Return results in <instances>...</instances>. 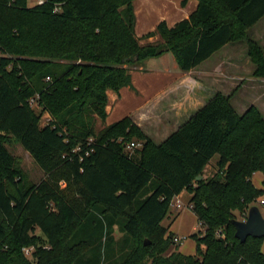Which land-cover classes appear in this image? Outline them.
I'll use <instances>...</instances> for the list:
<instances>
[{"label":"trees","instance_id":"16d2710c","mask_svg":"<svg viewBox=\"0 0 264 264\" xmlns=\"http://www.w3.org/2000/svg\"><path fill=\"white\" fill-rule=\"evenodd\" d=\"M134 2L0 0V264H264V238L241 242L233 224L235 210L245 216L264 195L252 181L264 174L257 107L240 114L218 92L160 144L129 117L96 127L108 115L107 90L131 85L132 69L168 51L190 71L244 42L253 75L264 78V48L249 35L264 0H199L189 18L145 35L160 36L148 44L135 33ZM11 138L41 181L23 179ZM132 142L143 145L128 149ZM184 191L204 229L189 255L163 223Z\"/></svg>","mask_w":264,"mask_h":264},{"label":"crops","instance_id":"0c3cea01","mask_svg":"<svg viewBox=\"0 0 264 264\" xmlns=\"http://www.w3.org/2000/svg\"><path fill=\"white\" fill-rule=\"evenodd\" d=\"M134 1L135 33L142 44L160 40L159 35L144 38L159 23L165 21L169 26H174L182 19L189 18L199 4V0H188L185 5L183 0ZM249 29L250 37L264 48V16ZM246 70L251 72L252 78L241 76ZM254 70L255 64L249 59L248 45L244 47L237 42H229L190 71H182L170 51L152 57L141 67L131 70V85L124 86L119 91L107 90L108 115L104 123L100 122L98 130L129 117L153 142L160 144L215 94L222 92L229 95L231 87H237L241 94L245 93L247 87L256 88L259 91L257 100L249 101L247 105L244 102L241 106L245 107L244 113L249 105H253L264 116V79L254 76ZM232 104L235 107L233 100ZM253 183L264 189V174L255 173ZM185 193L186 191L178 195L180 200ZM194 215L197 218L195 213ZM172 217L173 214L169 216L172 220V225H168L169 231L184 239L182 232L173 229L178 218L174 220ZM262 247L264 251V246ZM186 253L189 255L196 252L184 254Z\"/></svg>","mask_w":264,"mask_h":264},{"label":"rangeland","instance_id":"374dc122","mask_svg":"<svg viewBox=\"0 0 264 264\" xmlns=\"http://www.w3.org/2000/svg\"><path fill=\"white\" fill-rule=\"evenodd\" d=\"M39 1L40 0H29V4L35 5V3H39ZM237 43L239 45H243L244 47H247V45L244 44L243 42H237ZM249 59H250V57H249ZM250 73L251 72L246 70V73L241 75V76L252 78L253 76H251ZM262 79H264V78L261 77V80ZM226 86H228V85L226 84ZM231 88L229 90L230 94L228 96H230L231 101L233 100V103H235V107H237L238 112L240 114H244L250 108L251 105L248 106V109L244 113H243V108H245V107L244 106L242 107L241 105L244 102H245V105H247L249 103V101L250 102L254 101V100L256 101L259 91L256 88L247 87L245 93L243 92L241 94L240 92H238L237 87L232 88V89ZM32 105L36 106L37 102L36 101L33 102ZM48 116H49V114L47 112H44V114L42 116L41 124H44L47 121ZM100 122H101L100 120L97 121V124H96L97 128H99L98 126H99ZM7 145L9 147L10 151L12 152V154L14 155V157H16V160L18 161V166L21 170L23 179H25L26 182H28V183H31V181L32 182L41 181L44 177V172L42 171L40 166L37 164V162L32 158V156L23 148V146L20 145L19 142L17 140H15V138L9 139V141L7 142ZM219 158H220V155L217 154V156H215L213 158L212 162L205 168V175H204L205 177H209V176L214 175V173L216 172V170L214 168V164H216V162ZM252 181H253V177H252ZM191 195L192 194L187 191L184 194V196L181 198V202H183L184 207L181 209H177L174 205H172V210L170 213V215L173 214L174 218L172 217V219L175 220L176 218H178L173 229H176L177 231L182 232V234H184L183 237H185L184 240L182 241L181 245L179 246V249L181 251H183V253L189 252V251L190 252H196L197 251L196 241L192 237V235L194 233L199 232V231H201V232L204 231L203 227L199 224L198 218H195L193 210L191 209V207H189V205L191 204V202H190ZM261 198L258 199L259 201H258L257 205L260 207L261 212L264 215V204L261 203ZM248 211H246V215H245L246 217L243 216L242 212H240L238 210H235V215H236L237 219L245 220L248 217L247 216ZM163 223L167 226L170 224L172 225V220H170V218H166ZM263 246H264V241H263ZM32 251H33L32 248H25L24 249V253L26 254V256L30 260L35 262V259L32 257V254H31Z\"/></svg>","mask_w":264,"mask_h":264},{"label":"water","instance_id":"95a60500","mask_svg":"<svg viewBox=\"0 0 264 264\" xmlns=\"http://www.w3.org/2000/svg\"><path fill=\"white\" fill-rule=\"evenodd\" d=\"M247 219L241 220L235 218L233 224L235 227L236 237L245 242L248 237L264 238V215L258 205L250 207ZM145 241V244H148Z\"/></svg>","mask_w":264,"mask_h":264},{"label":"built area","instance_id":"2783aa9c","mask_svg":"<svg viewBox=\"0 0 264 264\" xmlns=\"http://www.w3.org/2000/svg\"><path fill=\"white\" fill-rule=\"evenodd\" d=\"M42 1H43V0H40L39 3H41ZM47 79H49V77H48ZM35 101H36L35 99H32V100H31V104H33V102H35ZM142 145H143L142 142H139V143L132 142L131 144H129V145L127 146V148L132 150V149H135V148H139V147H141ZM172 203H173V205H174L177 209H181V208L184 207V204H183V202H181V200L179 199V196H176V197L173 199ZM261 203L264 204V199H261ZM189 207L192 208V204H190ZM200 225H201V224H200ZM183 240H184V239H183L182 237H180V236H176V237H175V241H177V242H181V243H182Z\"/></svg>","mask_w":264,"mask_h":264}]
</instances>
